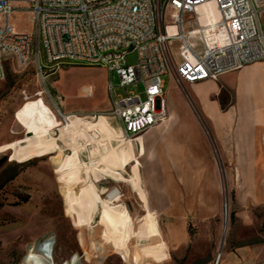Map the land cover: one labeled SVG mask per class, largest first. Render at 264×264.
I'll use <instances>...</instances> for the list:
<instances>
[{
  "label": "rangeland",
  "instance_id": "obj_1",
  "mask_svg": "<svg viewBox=\"0 0 264 264\" xmlns=\"http://www.w3.org/2000/svg\"><path fill=\"white\" fill-rule=\"evenodd\" d=\"M12 20L20 32L34 33V40L28 64L21 66L12 57H6L1 65L0 161L3 157H7V161L0 167V264H19L25 257H32L34 243H44L49 239L54 245L56 264H264V204L247 209L243 190L239 188V174L224 171L227 159L221 154L210 120L202 114L190 94L194 93L193 89L186 84L178 86L170 75L165 77L166 97L168 102L172 100L177 105L175 116L168 109L169 119L162 123H168L170 118L174 120L167 136H205L208 144L202 155L181 158L180 164L190 167L197 162L205 166H220V172L205 173L202 205L199 199L197 203L192 202L188 205L185 219L171 222L175 236L172 243L165 237L167 222H159L160 238L166 242L169 254L162 261L135 260L140 257L141 246L138 224L148 211L138 192L126 179L117 181L99 171L94 174L104 199L107 186L120 187V199L128 203L129 219L135 234L126 243L118 241L112 236L109 226L100 222L99 214L90 224L83 223L55 164L60 154L71 152L62 141L63 132L71 122L81 117L92 120L112 118V98L107 89L110 74L102 66L65 64L49 77L51 96L44 99L35 70V27L24 11L15 13ZM262 22L264 24V14ZM172 48L177 57L178 43L174 42ZM43 59L46 61L45 54ZM136 60V52H131L126 57V64H135ZM53 63L47 61L46 65ZM113 82L118 87V76L114 75ZM87 89H91V96H87ZM179 92L181 95L184 93L190 115L179 102L182 98ZM117 93L126 97L129 93L141 94L145 98L140 85L117 88ZM225 95L227 99H232L231 93ZM57 102L69 115L70 124L60 120ZM191 120H195L194 126ZM184 121H187V132ZM132 140L127 142L133 144ZM135 140L130 165H139L142 186L147 195V181L143 174L146 175L149 156L148 152L139 153V143ZM15 163L20 164L16 169L18 175L8 180ZM130 172L131 168L127 166L124 175L128 177ZM107 203L115 205L116 201L107 200ZM194 207L205 209L203 219H194ZM25 227L32 230L28 238L18 237L7 243L12 234ZM38 260L43 264H52L51 257L41 256Z\"/></svg>",
  "mask_w": 264,
  "mask_h": 264
},
{
  "label": "built area",
  "instance_id": "obj_2",
  "mask_svg": "<svg viewBox=\"0 0 264 264\" xmlns=\"http://www.w3.org/2000/svg\"><path fill=\"white\" fill-rule=\"evenodd\" d=\"M208 5L215 7L216 17ZM18 11L26 12L35 27L41 96H51L49 77L65 64L102 66L110 74L112 115L121 122L122 137L133 141L169 119L167 75L178 86L218 81L226 72L264 61V0H0V72L6 57L18 65L32 58L34 33L16 28L12 18ZM131 52L137 60L129 65ZM47 61L54 63L47 66ZM132 85L142 86L145 98L117 93ZM86 94L91 96V89ZM133 106H140V113H133ZM56 108L66 123L68 115L58 102ZM107 191L122 198L118 185Z\"/></svg>",
  "mask_w": 264,
  "mask_h": 264
},
{
  "label": "crops",
  "instance_id": "obj_3",
  "mask_svg": "<svg viewBox=\"0 0 264 264\" xmlns=\"http://www.w3.org/2000/svg\"><path fill=\"white\" fill-rule=\"evenodd\" d=\"M185 84L193 89L194 93L190 92L193 100L211 122L221 154L227 159L224 171L239 174L245 206L251 210L264 204V61L226 72L218 81ZM226 93H231L232 99H227ZM179 96L182 97L179 102L190 115L184 93L179 92ZM176 105L172 100L168 102L173 116ZM194 121H190L192 126ZM186 122L183 125L187 132ZM173 124L174 120L170 118L168 123L149 129L135 140L139 143V153L148 152L149 156L147 172L143 174L147 195L139 165H130L134 141L132 144L124 140L121 125L115 118L92 120L81 117L71 122L62 136L71 152L65 154L64 151L55 164L79 219L90 224L99 214L100 222L109 226L112 236L122 243L135 234L128 203L118 198L115 205L108 204L95 183L94 174L99 171L117 181L128 180L148 211L141 217L137 230L141 246L140 257L135 260L142 262L146 259L162 261L169 257L167 244L160 238L159 222H167L165 237L174 242L171 222L185 219L192 202L197 203L199 199L202 205L205 173L220 172L219 165L205 166L196 162L189 167L180 164L181 158L202 155L208 144L205 136H167ZM152 150L154 154L151 155ZM127 166L131 168L128 177L124 175ZM190 172L192 174L188 175ZM194 208V219H203L205 209Z\"/></svg>",
  "mask_w": 264,
  "mask_h": 264
},
{
  "label": "bare ground",
  "instance_id": "obj_4",
  "mask_svg": "<svg viewBox=\"0 0 264 264\" xmlns=\"http://www.w3.org/2000/svg\"><path fill=\"white\" fill-rule=\"evenodd\" d=\"M207 7H208L207 10L209 11V14H212L213 16L216 17L217 16V12L215 10V7L213 5H208ZM21 66H23V65H21ZM133 113H140V106H133ZM68 117H69V115H68ZM110 117L117 119L113 115H110ZM65 124H70V122L67 120V122ZM130 139L131 138H126V139L124 138V140H126V141L130 140ZM115 196H116V198H118V194L111 193L108 196L106 195L105 199L108 200V201L114 202L113 198ZM29 225H27V226L29 227ZM28 227L27 228L25 227L22 230H17L14 234H12L9 237V240H8L7 243L13 242V240H15V239L17 240L19 238L20 239H24V240L26 238H28L29 234L32 232V230L30 228H28ZM50 241H51V239L45 241L44 243H38V242L34 243V247H33V250H32V257H25L23 260H21V262L19 264H43L41 261L38 260V258H41V256H43V257H51L52 258L51 263L52 264H56V260H55V257H54V245Z\"/></svg>",
  "mask_w": 264,
  "mask_h": 264
},
{
  "label": "trees",
  "instance_id": "obj_5",
  "mask_svg": "<svg viewBox=\"0 0 264 264\" xmlns=\"http://www.w3.org/2000/svg\"><path fill=\"white\" fill-rule=\"evenodd\" d=\"M13 58V57H12ZM14 59V58H13ZM15 60V59H14ZM16 61V60H15ZM7 161V157H3L2 160L0 161V167L3 165V163H6ZM20 164H13L12 167L14 169V171H12V174L11 176L8 178V180H11V179H14L17 175H18V171L16 170L17 167L19 166ZM2 188V185H0V189ZM234 217V216H233Z\"/></svg>",
  "mask_w": 264,
  "mask_h": 264
},
{
  "label": "water",
  "instance_id": "obj_6",
  "mask_svg": "<svg viewBox=\"0 0 264 264\" xmlns=\"http://www.w3.org/2000/svg\"><path fill=\"white\" fill-rule=\"evenodd\" d=\"M227 211H228V202L225 203V215H227ZM226 225H227V220H226Z\"/></svg>",
  "mask_w": 264,
  "mask_h": 264
}]
</instances>
